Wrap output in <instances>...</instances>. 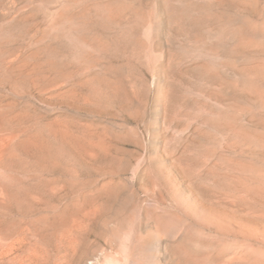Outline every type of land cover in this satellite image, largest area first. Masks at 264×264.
<instances>
[{"label":"rangeland","instance_id":"obj_1","mask_svg":"<svg viewBox=\"0 0 264 264\" xmlns=\"http://www.w3.org/2000/svg\"><path fill=\"white\" fill-rule=\"evenodd\" d=\"M2 111L0 264H264V0H0Z\"/></svg>","mask_w":264,"mask_h":264},{"label":"bare ground","instance_id":"obj_2","mask_svg":"<svg viewBox=\"0 0 264 264\" xmlns=\"http://www.w3.org/2000/svg\"><path fill=\"white\" fill-rule=\"evenodd\" d=\"M47 37V36H46ZM29 64L30 63H26V64H20V65H17L16 67H14L12 70H11V73L12 74H15V72H17V71H24V69H26L28 66H29ZM33 69V68H32ZM31 69V70H32ZM33 71H34V69H33ZM61 73V72H60ZM59 73V74H60ZM61 75V74H60ZM70 80V79H69ZM42 82V81H41ZM51 83H54V82H50V83H43V85L45 86V87H47L46 85H50ZM73 93V92H72ZM97 96V95H96ZM72 97H74L75 99H78L79 98V96H77V95H75V94H72ZM8 106V105H7ZM6 106V107H7ZM6 107H5V109H6ZM4 108V107H3ZM6 114H7V116H6ZM5 116H6V118H5ZM5 120V121H9V122H11V121H15V119H17V117H9L8 116V113L6 112V111H2V112H0V120ZM2 124H3V122H2ZM1 128H2V126H1ZM49 129V131H53L54 133L56 132L57 133V131L55 130H53L52 128H48ZM59 130V129H58ZM61 131V130H60ZM60 133V132H59ZM61 134H62V137H64V138H70L71 140H72V142H73V144L76 146V148L79 150V151H81L85 156H87V157H91V154L92 153H99V152H101V151H103L104 152V146L103 145H101V144H99L98 142V144H93V143H86V142H84L82 139H80V138H78V137H76L75 135H73L72 133H70V132H68V131H62L61 132ZM249 135V134H248ZM21 141V140H20ZM34 140H29V139H25V140H22L21 142H19V143H16V144H14L13 146H12V148H10L8 151H7V153H6V155H5V157H4V160H3V163L4 164H7V163H11V164H18L19 163V160H18V158H17V156L13 153V149H19V150H21L22 152H24V153H26V154H28V155H30V154H33V153H35V154H37L38 155V153H39V151H40V149H42V148H39L38 146H37V143L36 142H33ZM246 143V142H245ZM259 146V144H255V143H252L251 145H250V149H257V148H259L258 147ZM43 149H50L51 148V146L49 147L48 145H46L45 143H43ZM8 149V148H7ZM53 149V148H52ZM51 149V150H52ZM258 150V149H257ZM53 151V150H52ZM103 152H101V153H103ZM100 154V153H99ZM51 155V154H50ZM53 155V154H52ZM52 155H51V157H48V156H46L44 153H41L40 155H39V159H40V161L43 163V162H49V163H51V164H53V165H59V160H60V158H58V156H56L55 154V156L53 155V157H52ZM254 174H256V175H261V176H263L264 177V169H254L253 171H252ZM260 176V177H261ZM262 177V178H263ZM264 179V178H263ZM230 183V182H229ZM247 191V190H246ZM251 193V192H250ZM246 201V200H245ZM3 203V202H2ZM80 210H82V209H79L77 212L79 213L80 212ZM77 214V213H76ZM42 220H43V218H41ZM41 221V220H40ZM44 221H46L45 219H44ZM38 223V222H37ZM60 223H62L61 225H63V227H67L68 225H69V223H70V220H67V219H65L64 221H62V222H60ZM117 260V259H116Z\"/></svg>","mask_w":264,"mask_h":264}]
</instances>
